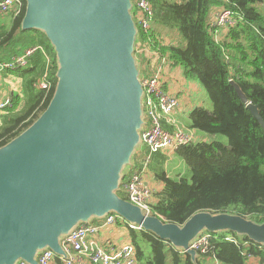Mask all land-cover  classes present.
I'll return each instance as SVG.
<instances>
[{
  "label": "water",
  "instance_id": "1",
  "mask_svg": "<svg viewBox=\"0 0 264 264\" xmlns=\"http://www.w3.org/2000/svg\"><path fill=\"white\" fill-rule=\"evenodd\" d=\"M24 1L22 29L39 30L51 42L58 82L39 118L0 147V264H39L47 249L65 258L62 244L75 228L111 213L194 260L191 244L205 231L264 245V222L201 211L179 225L120 196L145 122L133 1ZM231 83L264 128L257 104Z\"/></svg>",
  "mask_w": 264,
  "mask_h": 264
},
{
  "label": "trees",
  "instance_id": "2",
  "mask_svg": "<svg viewBox=\"0 0 264 264\" xmlns=\"http://www.w3.org/2000/svg\"><path fill=\"white\" fill-rule=\"evenodd\" d=\"M132 1L138 27L135 57L140 76L151 71L153 61L149 53L168 57L170 65L180 66L187 79L200 80L213 104L212 109L199 105L190 112L191 128L205 132L211 140L184 144L174 151L192 172L191 180L183 174L170 175L164 168L165 157L157 162L160 166L155 171L162 188L152 204L154 214L179 225L201 211L240 214L258 224L264 222V128L231 83L234 80L239 84L264 118V0H152L153 23L148 31L139 25L137 1ZM220 8L235 10L241 18L217 41L212 14ZM25 11V1L21 0L20 5L8 13L11 27L0 33V60L17 54L19 46H43L51 57L48 67L42 55L37 54L34 69L28 65L13 72H23L22 76H26L39 67V76L48 71L51 87L36 90L27 111L5 119L0 127V147L39 118L51 102L58 82L55 49L43 32L22 29ZM163 24L176 29L183 43L164 46L157 41L156 26ZM34 82L30 80L31 85ZM13 99L8 112L15 111L20 104L18 96ZM221 135L226 136L228 142L223 141ZM161 154H154L152 161ZM138 156L139 152L133 158L134 163H138ZM141 165L142 162L135 168ZM122 186L120 196L129 199ZM103 220L94 218L91 222ZM122 223L125 220L121 218L118 224ZM129 229L138 264H166L168 257L171 264H253L251 257L258 259L256 264H264V245L254 243L246 235L209 232V251L198 252L194 260L189 253L151 231ZM228 236L235 238L238 244L227 240ZM54 264L65 262L56 255Z\"/></svg>",
  "mask_w": 264,
  "mask_h": 264
},
{
  "label": "built area",
  "instance_id": "3",
  "mask_svg": "<svg viewBox=\"0 0 264 264\" xmlns=\"http://www.w3.org/2000/svg\"><path fill=\"white\" fill-rule=\"evenodd\" d=\"M138 8L139 25L144 31H148L153 23V3L152 0H136ZM21 0H0V16H5L20 5ZM239 14L229 8H220L215 11L214 26L217 41H221L225 32L235 27L240 21ZM41 45L29 46L20 53L11 56L7 60H0V86L2 75L16 69L27 68L29 58L38 51L44 52ZM150 66L151 73L141 75V82L144 89L143 94V115L144 124L141 134L142 141L146 145V154L143 156L140 168H135L126 175L122 189L127 192L129 200L140 207L147 214H154L152 204L158 192L153 187L145 183L144 177L147 173L153 155L175 151L181 145L199 143L203 139L193 129L182 126L177 117V112L182 105L180 96L170 93L166 89L164 71L170 65L168 57H160L156 53H151ZM40 89L48 90L51 82L48 79V71L43 76V81L39 85ZM13 105L11 97L0 100V112L5 111ZM155 215V214H154ZM121 217L116 213H111L100 223L90 222L82 224L72 231L63 241V248L67 257L62 258L65 264H138L136 258V248L131 241L122 245L102 246L96 237L101 235L107 227L118 224ZM123 219V218H122ZM128 228L142 230L139 226L128 223ZM227 240L238 244V241L228 236ZM211 234L202 233L191 247L197 252L207 253L210 249ZM54 250H45L38 256L39 264H54L56 257ZM251 256V255H249ZM18 264H27L19 261Z\"/></svg>",
  "mask_w": 264,
  "mask_h": 264
},
{
  "label": "crops",
  "instance_id": "4",
  "mask_svg": "<svg viewBox=\"0 0 264 264\" xmlns=\"http://www.w3.org/2000/svg\"><path fill=\"white\" fill-rule=\"evenodd\" d=\"M216 11V10H215ZM215 12L212 14V17L214 18ZM11 27V16L10 14H6L5 16H0V33L7 32L9 28ZM157 32L156 38L157 41H160L162 45H178V43H183L182 38H180L179 33L176 29H171L167 26L163 25H157L156 26ZM26 47L19 46L18 50L19 52L17 54L22 53ZM153 53V52H151ZM149 53V56L151 55ZM40 54L42 55V58L44 62L46 63V66H49L50 63V54L45 48L43 51H38L32 55V60L30 61L31 67L33 66L34 69L37 64L36 55ZM16 55V54H14ZM48 69V68H47ZM39 67L35 69V71H30L27 73L26 76H22L23 72H13L9 71L7 74L2 75V84L0 86V100H4L5 98L11 97L12 99L14 96H18L20 99V104L18 108L15 111H9L8 108L0 112V127H2L4 124L3 122L5 119H9V117H14L17 115H20L28 110L29 104L31 100L33 99L32 96L35 95L36 90H39L40 83L43 81V76L38 75ZM151 73V71L149 72ZM164 78H165V85L166 89L175 95H178L182 99V105L180 107V110L176 113L179 121H181V125L186 127L187 129L191 128V117L190 112L192 109L196 106L203 105V99L201 98V84L199 81L195 79H187L185 76H183L182 68L179 67H173L171 65L167 66L164 71ZM30 80H35L33 85L30 84ZM14 101V99H13ZM206 137V136H205ZM204 140V139H203ZM206 140V139H205ZM147 147L144 143L137 149L135 152H139L138 156V163H132V165L125 168V177L127 173L129 174L131 170L134 169V167L137 166V164H140L142 162L143 156L146 154ZM176 155V152L172 150H168L166 152H162L161 155H157L153 161H151L150 166L147 173L145 174L144 181L149 186L153 187L155 190L159 191L162 188V184L159 182L156 174V168L158 165V161L160 159V162L162 161V157H165L164 161V168L170 175L172 174L171 169H169L170 165V158H173ZM178 157V156H177ZM177 175H180L179 173ZM123 190V189H122ZM124 191V190H123ZM102 222V221H101ZM94 223H100V222H94ZM128 221L125 220V223L122 224H116L115 226L107 227L104 232L101 235H98L96 239L98 242L104 246H111V245H122L125 244L130 240V229L128 228ZM250 261L253 264H256L258 262V259L251 257Z\"/></svg>",
  "mask_w": 264,
  "mask_h": 264
},
{
  "label": "rangeland",
  "instance_id": "5",
  "mask_svg": "<svg viewBox=\"0 0 264 264\" xmlns=\"http://www.w3.org/2000/svg\"><path fill=\"white\" fill-rule=\"evenodd\" d=\"M139 51H142V50L140 49ZM197 81L200 82L199 79ZM200 84H201V82H200ZM201 88H202V92L200 94H201V98L203 99L202 101L204 102L203 105H205L209 109H212L213 104H212V100L210 98V94H208V92L206 91V89L203 85L201 86ZM195 132L198 133V135L201 137V139L211 140V136L206 134L205 132H202L200 130L195 131ZM220 138L223 141L228 142V138L226 136L221 135ZM169 162H170V165L168 167H169V169H171L172 174H174V175H172L173 177H178L181 174H183V175H186L191 180L192 172L190 171L189 167L186 165V163L182 159H180L177 156H174L173 158H170ZM178 173L180 175H177ZM166 264H171L170 257H168Z\"/></svg>",
  "mask_w": 264,
  "mask_h": 264
}]
</instances>
